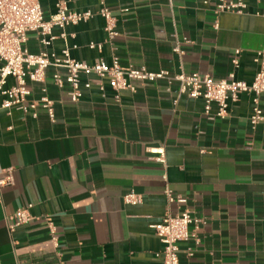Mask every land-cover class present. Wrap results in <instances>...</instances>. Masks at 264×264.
<instances>
[{
  "label": "crops",
  "instance_id": "1",
  "mask_svg": "<svg viewBox=\"0 0 264 264\" xmlns=\"http://www.w3.org/2000/svg\"><path fill=\"white\" fill-rule=\"evenodd\" d=\"M102 1L117 18L120 35L112 41L98 14ZM245 1L243 13L217 14V0H71V9L96 14L54 27L48 46L30 32L25 47L60 57L70 48L90 64L117 57L126 67L251 83L264 52V0ZM55 2L41 0L46 18ZM46 73L44 84L30 83L29 98L50 96L53 120L42 106L37 117L2 108L0 93V178L8 168L15 177L0 190V264H162L164 243L152 225L185 208L205 223L199 241L180 243V264H264V120L251 124L253 93L231 102L227 117L213 118L203 98L179 94L176 80L135 81V91L117 97L109 78L82 74L75 102L70 85L54 81L56 73L66 78V68L51 65ZM13 83L9 77L5 86ZM154 148H164L165 162ZM167 189L187 202H169ZM131 190L141 203L125 202ZM28 204L33 220L11 230L8 215Z\"/></svg>",
  "mask_w": 264,
  "mask_h": 264
},
{
  "label": "built area",
  "instance_id": "2",
  "mask_svg": "<svg viewBox=\"0 0 264 264\" xmlns=\"http://www.w3.org/2000/svg\"><path fill=\"white\" fill-rule=\"evenodd\" d=\"M56 12L46 18L41 5V0H0V93L4 96L1 107L10 109L17 106L23 112H30L34 117L38 116V107L47 109L49 116L53 120L55 117V101L47 94L40 98H32L30 83L44 84L47 78V68L51 65L64 67L67 70L66 78L59 73L54 74V81L59 87H63L67 82L70 87V97L72 101H79L82 96L81 75L95 74L100 78H109L111 86L116 90L117 97L123 89L136 90L135 81H156L158 79H168L178 81L179 94H186L191 98H203L205 101V113L210 117L225 118L229 114L231 102H236L244 92L254 94V112L251 115V124L256 126L264 120V110L260 105L261 97H264V52H259L261 58V68L256 73L253 82L231 78L215 79L210 74H200L199 72L186 73L181 71L171 74L168 70L152 71L141 66H122L117 57L114 62L108 64L105 61L87 63L72 57L70 48L63 50V56H57L47 50L33 53L25 47L30 32H38L41 42L50 45L55 35L53 29L56 26L65 28L70 24H78L91 19L96 12L91 9L74 10L69 7L71 0H55ZM210 0H205L208 3ZM247 7L245 0H217L215 12L243 13ZM105 19L104 29L107 33V40L112 41L120 35L117 27V18L113 11L102 1L98 11ZM218 27V23H216ZM66 37V33L62 34ZM91 47L102 49V43L92 42ZM76 47V45H75ZM175 51L181 56L185 51L177 46ZM235 66L239 65V60H233ZM14 78V83L6 87L8 78ZM46 91V88H43ZM216 103L218 109L212 112V105ZM152 152L158 153L157 160L165 162L164 148H154ZM7 175L0 178L1 187L13 184L14 170L7 169ZM169 202L185 204L187 198L182 194H175L171 189L166 191ZM1 200V193H0ZM124 200L128 204H139L142 202V195L131 190L124 195ZM33 204H28L18 208L14 213L8 215V226L11 230L33 220L31 208ZM205 223V218L197 216L188 208L176 214H167L162 221L153 224L156 234L164 243L161 252L162 264H180V243L190 237H196V231ZM47 225L54 241L58 239L57 226L52 220H48ZM194 226V231L191 230Z\"/></svg>",
  "mask_w": 264,
  "mask_h": 264
}]
</instances>
